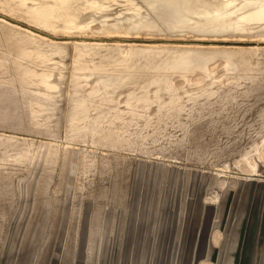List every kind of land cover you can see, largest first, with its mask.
Instances as JSON below:
<instances>
[{
  "label": "rangeland",
  "instance_id": "374dc122",
  "mask_svg": "<svg viewBox=\"0 0 264 264\" xmlns=\"http://www.w3.org/2000/svg\"><path fill=\"white\" fill-rule=\"evenodd\" d=\"M21 15L0 3L16 26L0 21V264H264L258 24L188 31L173 36L179 44L151 31L143 42L96 39L148 46L114 100L91 101L74 97L77 37L47 31L66 42L51 96L26 82V68L46 66L17 65L35 42ZM179 55L192 58L183 83ZM208 64L214 84L196 88ZM128 92L150 99H132L127 112Z\"/></svg>",
  "mask_w": 264,
  "mask_h": 264
},
{
  "label": "bare ground",
  "instance_id": "6f19581e",
  "mask_svg": "<svg viewBox=\"0 0 264 264\" xmlns=\"http://www.w3.org/2000/svg\"><path fill=\"white\" fill-rule=\"evenodd\" d=\"M121 2L117 0H0V3L20 12L22 18L35 28L34 32L24 29L35 42L21 52L22 58L17 65L23 67L27 62L35 65L44 64L46 69L38 72L26 68L24 72L29 75L26 82L44 91L46 96H51L55 91L54 77L50 79L52 68L58 63L55 56L61 55L62 45L66 42H54L52 37H47V31L79 39L72 41L75 69L71 81L75 88L74 97L78 100L88 98L91 101L104 99L105 96L114 100L112 93L130 77L128 70L132 58L142 56L145 51L142 46H148L141 43L109 44L97 42L96 39L123 41L134 39V42H143L140 34L151 31L152 34H167L168 37L161 39L179 44L186 40L173 36H180L183 35L181 33L188 31L209 32L212 35L235 31L242 33L254 24H258L257 29H261L262 32L258 33V36L264 39V0H122ZM115 3L119 6L118 9L113 7ZM0 21L16 27L2 17ZM251 29L247 31L250 32ZM86 38H91L92 42L85 41ZM214 41L222 42L226 39L208 40L209 44ZM39 42L46 43L45 47ZM220 49L223 53L227 51L225 47H218L216 50ZM176 58L179 64L176 73L178 80L183 83L188 79L187 70L192 58L188 55H179ZM225 63L227 69L229 63ZM209 68L208 64V73H202V78L197 80L202 84L196 88L202 89L214 84L215 77L210 75L213 69ZM132 99L149 100L150 96L128 92L124 97L127 112L132 110ZM78 107L79 105H76L77 110ZM83 111L86 113L87 109L83 108ZM118 119L122 120V116H118ZM259 155L263 157V153Z\"/></svg>",
  "mask_w": 264,
  "mask_h": 264
}]
</instances>
